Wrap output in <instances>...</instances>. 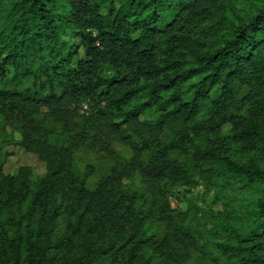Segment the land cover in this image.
<instances>
[{
    "label": "clouds",
    "instance_id": "obj_1",
    "mask_svg": "<svg viewBox=\"0 0 264 264\" xmlns=\"http://www.w3.org/2000/svg\"><path fill=\"white\" fill-rule=\"evenodd\" d=\"M0 264H264V0H0Z\"/></svg>",
    "mask_w": 264,
    "mask_h": 264
}]
</instances>
